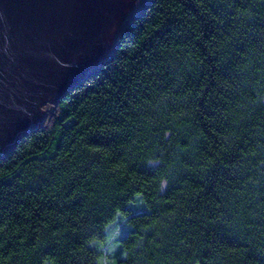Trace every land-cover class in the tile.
<instances>
[{"label": "trees", "instance_id": "trees-1", "mask_svg": "<svg viewBox=\"0 0 264 264\" xmlns=\"http://www.w3.org/2000/svg\"><path fill=\"white\" fill-rule=\"evenodd\" d=\"M118 214L113 264H264V0H152L0 160V264H109Z\"/></svg>", "mask_w": 264, "mask_h": 264}, {"label": "water", "instance_id": "water-1", "mask_svg": "<svg viewBox=\"0 0 264 264\" xmlns=\"http://www.w3.org/2000/svg\"><path fill=\"white\" fill-rule=\"evenodd\" d=\"M152 0H0V160L115 57Z\"/></svg>", "mask_w": 264, "mask_h": 264}, {"label": "rangeland", "instance_id": "rangeland-1", "mask_svg": "<svg viewBox=\"0 0 264 264\" xmlns=\"http://www.w3.org/2000/svg\"><path fill=\"white\" fill-rule=\"evenodd\" d=\"M43 108L49 114L53 113V109L54 108H53L52 105H45ZM129 208H131V205L129 206ZM119 219L120 220L123 219V215L122 214H118L116 219L112 223H110L107 226V228H106V231H107L108 234L106 236V240L105 241H106L107 247L109 248V253H110V256H111L109 264H113V257L115 256V254L119 250L121 239L125 236V232L124 233H120L119 232V231H121V227H122L123 224H121L118 228H116V230L114 228L115 223Z\"/></svg>", "mask_w": 264, "mask_h": 264}]
</instances>
